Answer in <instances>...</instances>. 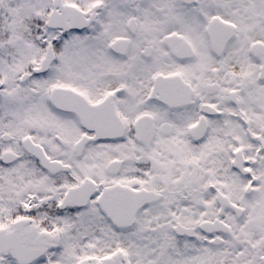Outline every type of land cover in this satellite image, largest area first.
Instances as JSON below:
<instances>
[{
    "label": "snow or ice",
    "instance_id": "snow-or-ice-1",
    "mask_svg": "<svg viewBox=\"0 0 264 264\" xmlns=\"http://www.w3.org/2000/svg\"><path fill=\"white\" fill-rule=\"evenodd\" d=\"M0 264H264V0H0Z\"/></svg>",
    "mask_w": 264,
    "mask_h": 264
}]
</instances>
